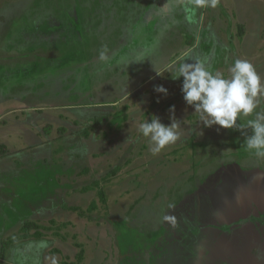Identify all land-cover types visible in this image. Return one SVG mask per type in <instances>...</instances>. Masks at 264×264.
I'll use <instances>...</instances> for the list:
<instances>
[{
  "label": "rangeland",
  "instance_id": "obj_1",
  "mask_svg": "<svg viewBox=\"0 0 264 264\" xmlns=\"http://www.w3.org/2000/svg\"><path fill=\"white\" fill-rule=\"evenodd\" d=\"M197 59L264 83V0H0V264H264V96L205 126L171 78Z\"/></svg>",
  "mask_w": 264,
  "mask_h": 264
},
{
  "label": "clouds",
  "instance_id": "obj_2",
  "mask_svg": "<svg viewBox=\"0 0 264 264\" xmlns=\"http://www.w3.org/2000/svg\"><path fill=\"white\" fill-rule=\"evenodd\" d=\"M197 4L210 3L216 6V0H196ZM230 78H224L222 72L210 71L203 60L194 63H182L171 73L173 80L183 77L181 92L185 103L201 114L205 126L219 125L232 129L237 125L238 115L248 116L259 105L258 96H264V83L251 62L236 59L228 69ZM154 91L167 97L168 89L163 85L154 86ZM169 111L174 113L175 106ZM171 123L164 124L159 117L141 122L138 126L143 137L149 138L151 151L159 152L165 146L175 143L179 137V125L175 117ZM252 134L247 136L245 145L255 150L256 155L264 156V112H256V119L248 121Z\"/></svg>",
  "mask_w": 264,
  "mask_h": 264
},
{
  "label": "crops",
  "instance_id": "obj_3",
  "mask_svg": "<svg viewBox=\"0 0 264 264\" xmlns=\"http://www.w3.org/2000/svg\"><path fill=\"white\" fill-rule=\"evenodd\" d=\"M2 147L4 149H6V152L5 153H1V151H0V159H3L4 156H6L7 154H10V151L8 149V145L2 143V144H0V148H2Z\"/></svg>",
  "mask_w": 264,
  "mask_h": 264
},
{
  "label": "trees",
  "instance_id": "obj_4",
  "mask_svg": "<svg viewBox=\"0 0 264 264\" xmlns=\"http://www.w3.org/2000/svg\"><path fill=\"white\" fill-rule=\"evenodd\" d=\"M0 151H1V153H5V152H6V149H4V148L2 147V148H0ZM72 209H74V210H78V207H72Z\"/></svg>",
  "mask_w": 264,
  "mask_h": 264
}]
</instances>
